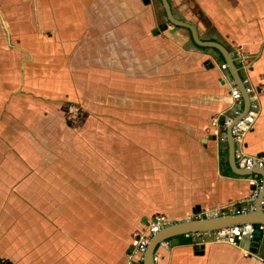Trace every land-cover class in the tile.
Instances as JSON below:
<instances>
[{
  "label": "crops",
  "instance_id": "obj_1",
  "mask_svg": "<svg viewBox=\"0 0 264 264\" xmlns=\"http://www.w3.org/2000/svg\"><path fill=\"white\" fill-rule=\"evenodd\" d=\"M169 1L202 39L235 51L259 103L244 135L246 149L264 154V0ZM0 10L24 11L26 23L41 32L55 28L51 36L40 34L41 42L46 36L58 48L39 54L42 66L44 59L56 64L41 73L49 75L51 67L63 85L68 76L82 91L119 92L107 98L120 97L122 117L137 118L139 128L120 137L112 130L100 134L78 118L77 129L58 131L56 139L46 130L38 145L34 134L47 119V101L41 99L39 111L29 105L19 120L24 145L0 144V257L13 264H120L114 236L128 234L138 218L251 208L250 176L232 170L227 136L208 118L209 104L226 109L223 116L239 107L226 63L218 50L194 43L189 29L169 22L160 0H5ZM1 21L8 28V19ZM5 115L0 129L10 118ZM208 238L193 233L178 244L163 242L155 264H264L257 257L263 244L252 251Z\"/></svg>",
  "mask_w": 264,
  "mask_h": 264
},
{
  "label": "rangeland",
  "instance_id": "obj_2",
  "mask_svg": "<svg viewBox=\"0 0 264 264\" xmlns=\"http://www.w3.org/2000/svg\"><path fill=\"white\" fill-rule=\"evenodd\" d=\"M4 1L0 0V3ZM24 15V11L5 12L0 10V114L1 117L4 113H6L5 116H10V118H3L5 121L2 123V129H0V144L7 147L11 145L10 142L17 141L19 145H24L25 125L22 124V120L25 119L26 113L31 109L29 105L35 110H40L37 104L41 103V99L47 101L43 103V111L44 113L46 112L47 119L41 124L38 123L39 129L34 134L33 142H37L38 145L42 141L46 142V130L49 131L48 136L51 139H56V134H60L61 130L65 133L69 130L68 127L72 128L74 126V129H77L78 118L82 122L80 123L81 125L95 126L96 131L100 134L104 130H112L113 133H118L120 137V132L127 128L134 131L139 130L137 128V118H129L127 120V118L122 117L120 97L116 98L115 103L107 98V95L110 93V96L115 100V95H119V92L82 91L70 85V82L67 80L68 76H65L66 84L63 85L62 76L55 73V70L51 69V67L48 70L50 73L49 75L47 74L48 77L45 73L42 74L40 67L41 69L43 67L48 68L47 64L49 66H55L56 64L53 62L51 64V59L50 63H47L49 59H44V66H42L43 63L41 64V61L43 60L39 57V54L44 51L45 53L54 55L57 54L58 48L46 36H43V41L41 42L40 34L44 32V34L47 33L51 36L55 32V28H49L48 31L45 32L43 30L41 32L39 26H35L34 23H32V26L29 22L26 23ZM28 17L30 16L28 15ZM2 18L8 19L6 22V24L8 23V28H5L3 25ZM33 18L37 19L35 11ZM36 53L37 58L33 61L32 57ZM232 53L234 56L236 55L235 51ZM229 81L233 84V80ZM209 105L211 107L207 110L209 111V121L217 126L219 125L217 124L219 123V118L223 116L222 114L226 109L223 110L222 107L217 108L214 104ZM11 118H15V121H12ZM32 119L35 121L37 118H34V116L30 117V120ZM83 119L90 122H84ZM19 120L22 122L21 125ZM32 124L34 126V123ZM19 125V130H16L17 134H14L15 136L11 135L9 138V135L8 138H5V131L10 129L15 130ZM40 128H42V131ZM229 209L227 211L223 207H219L211 210H192L190 212H183L184 214H175L174 217L165 212H155L146 219L138 218L136 223L130 227L128 234L114 236V258L115 260L118 259L116 261H121L120 264H140L143 260L140 248L143 242H149L151 236L156 232V225L154 226L153 222L157 216L163 217V224L167 225L182 219L204 216L205 211H208L209 215H213L216 212H218L217 214H221L236 211L235 206ZM123 253L124 257L126 256L125 262H122L124 258ZM261 253H264V245ZM259 256L260 254L258 255L257 253V257L260 259ZM2 259L10 261L8 258L3 257Z\"/></svg>",
  "mask_w": 264,
  "mask_h": 264
},
{
  "label": "water",
  "instance_id": "obj_3",
  "mask_svg": "<svg viewBox=\"0 0 264 264\" xmlns=\"http://www.w3.org/2000/svg\"><path fill=\"white\" fill-rule=\"evenodd\" d=\"M160 1L169 22L189 29L194 43L200 46L216 49L222 54L223 60L226 63V70L229 73L230 79L234 80L240 91L243 102L241 112L233 117L231 124L227 128L226 136L229 142V164L232 170L240 175H248L255 172L260 173L263 176V184L255 199L254 207L247 212H227L212 216L206 215L196 218L182 219L163 226L151 236L143 254L142 264H155V253L159 245L165 241H169L172 245L178 244L180 237L183 235L211 232L233 225L247 223L264 224V211L261 208V201L264 196V169L239 166L235 159V143L232 135V125H234L250 109V96L247 91L244 76L237 64V58L226 44L217 40L202 39L198 33L197 27L192 22L175 15L169 0ZM260 234L261 231L257 229L253 239L237 238L236 241L246 249L258 251Z\"/></svg>",
  "mask_w": 264,
  "mask_h": 264
},
{
  "label": "built area",
  "instance_id": "obj_4",
  "mask_svg": "<svg viewBox=\"0 0 264 264\" xmlns=\"http://www.w3.org/2000/svg\"><path fill=\"white\" fill-rule=\"evenodd\" d=\"M233 80V79H231ZM244 81L246 83L247 91L250 96V109L244 114L234 125H232V135L235 143V159L239 166L246 167V168H262L264 169V154L263 153H257V154H251L246 149V142L244 140L245 133L252 127V124L255 120V117L258 113V97H257V91L253 86L249 83L248 79L244 77ZM231 92L233 95L236 96L238 99L239 107L235 110L234 114L232 115H225L224 118H219L217 124L220 125V132L221 135L226 136L227 134V128L231 124L233 117L237 114H239L242 110V95L240 91L238 90L234 80L233 84L230 86ZM251 182H252V190L250 193V196L247 200V202L251 205L250 207H243V208H236L235 212H247L251 210L254 207L255 199L258 196L262 184H263V176L258 173H252L249 174ZM261 208L264 211V196L261 201ZM226 210V208H224ZM224 210V211H225ZM218 212H216L213 215H216ZM212 216L208 214V211H205L204 216ZM163 217L157 216L156 220L153 222V225L155 226L156 231L165 226ZM259 229L261 231L260 234V244L264 245V224H241V225H233L230 227L222 228L216 231L211 232H205L206 235H208V239L210 240H228V241H236L237 238H249L253 239L256 230ZM204 233V232H203ZM237 242V241H236ZM148 242H143L141 246V253L142 256L146 250ZM258 255L260 254V259L264 261V253L257 252ZM157 259V256L155 255V260ZM142 264V262L140 263Z\"/></svg>",
  "mask_w": 264,
  "mask_h": 264
},
{
  "label": "trees",
  "instance_id": "obj_5",
  "mask_svg": "<svg viewBox=\"0 0 264 264\" xmlns=\"http://www.w3.org/2000/svg\"><path fill=\"white\" fill-rule=\"evenodd\" d=\"M162 25V24H161ZM160 27H163V25L162 26H160ZM158 30H156L155 32H157ZM221 58L223 59V57L221 56ZM221 118V120H222V118H224L223 116H221L220 117ZM0 264H12V262H10V261H6V260H3L1 257H0Z\"/></svg>",
  "mask_w": 264,
  "mask_h": 264
}]
</instances>
